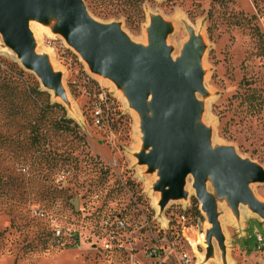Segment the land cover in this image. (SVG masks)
Segmentation results:
<instances>
[{"label": "rangeland", "instance_id": "obj_1", "mask_svg": "<svg viewBox=\"0 0 264 264\" xmlns=\"http://www.w3.org/2000/svg\"><path fill=\"white\" fill-rule=\"evenodd\" d=\"M82 1L98 26L117 25L144 49L152 18L162 16L174 61L193 31L204 49L196 127L210 132L213 153L231 151L264 170V0H146L142 13L117 0ZM24 23L69 102L53 96L0 30V264H181L188 253L198 264H264V241L256 246L264 217L243 203L233 211L210 173L225 254L208 239L192 174L186 198L160 208V169L144 162L154 148L128 83L92 71L52 8L31 9ZM247 186L264 207V182Z\"/></svg>", "mask_w": 264, "mask_h": 264}, {"label": "water", "instance_id": "obj_2", "mask_svg": "<svg viewBox=\"0 0 264 264\" xmlns=\"http://www.w3.org/2000/svg\"><path fill=\"white\" fill-rule=\"evenodd\" d=\"M46 7L63 17L62 32L70 45L90 64L94 72L128 83V94L134 109L145 113L148 96L153 89L154 118L143 116L149 132L147 141L154 151L145 158L151 168L160 169V190L163 209L173 200L186 198L184 191L189 174L194 176L196 197L207 214L212 230L223 254L224 237L218 223L217 201L206 189L207 173L218 182V195L228 199L233 211L240 203L264 217V207L249 190V181L264 182V170L242 161L231 151L213 153L209 149L210 132L196 127L200 105L195 99L202 90V57L200 38L190 30V41L181 57L173 60L166 45L172 27L161 18H152L149 30L150 47L135 46L119 31L117 25L98 26L86 13L82 0H0V30L21 58L39 75L42 84L54 90L55 96L65 100L62 77L54 74L34 52L29 41L24 15L31 9L44 14ZM148 134V133H147ZM213 247L208 250V257Z\"/></svg>", "mask_w": 264, "mask_h": 264}, {"label": "bare ground", "instance_id": "obj_3", "mask_svg": "<svg viewBox=\"0 0 264 264\" xmlns=\"http://www.w3.org/2000/svg\"><path fill=\"white\" fill-rule=\"evenodd\" d=\"M174 54H176V53H174ZM175 60H177V58ZM50 91H51V93L53 95L55 94L54 90H50ZM152 92L154 93L153 89H151V92H150V94L148 96V100H147V107L148 108H147V110H146V112L144 114L141 113L140 111L134 109L136 115H138L139 117L146 116V117H148L150 119L154 118V113H153V110H152V101H153V93ZM153 201H154V203H156L157 199L154 198ZM204 239H205V235L204 234H200L199 239L198 240L196 239V243L192 242V246H197L198 244L203 243Z\"/></svg>", "mask_w": 264, "mask_h": 264}, {"label": "trees", "instance_id": "obj_4", "mask_svg": "<svg viewBox=\"0 0 264 264\" xmlns=\"http://www.w3.org/2000/svg\"><path fill=\"white\" fill-rule=\"evenodd\" d=\"M120 5H123L126 9L129 8V9H137L138 8V11L142 13V7H143V4L145 3L146 0H124L125 3L122 2V0H117ZM55 106H60L62 107L60 104H55ZM63 108V107H62ZM64 109V108H63ZM64 126H70L73 121L70 120V119H66L64 120ZM197 216L200 217V212L197 211ZM258 245V242H257V239H256V246Z\"/></svg>", "mask_w": 264, "mask_h": 264}, {"label": "built area", "instance_id": "obj_5", "mask_svg": "<svg viewBox=\"0 0 264 264\" xmlns=\"http://www.w3.org/2000/svg\"><path fill=\"white\" fill-rule=\"evenodd\" d=\"M264 241V238H262L261 236L257 237V242H258V246ZM260 243V244H259ZM180 262L181 264H193V260L192 257L190 256V254H184L181 258H180Z\"/></svg>", "mask_w": 264, "mask_h": 264}, {"label": "crops", "instance_id": "obj_6", "mask_svg": "<svg viewBox=\"0 0 264 264\" xmlns=\"http://www.w3.org/2000/svg\"><path fill=\"white\" fill-rule=\"evenodd\" d=\"M157 17H159V18H161L162 20H164V18L162 17V16H160V15H156ZM63 86V85H62ZM63 89H64V87H63ZM64 91H65V100H63L62 98H60V97H56L55 96V94L53 95L54 97H56L57 99H59V100H62V101H64V102H69V99H68V94L66 93V90L64 89ZM192 246V245H191ZM198 246V245H197ZM196 246V247H197ZM193 247V246H192ZM194 248V247H193ZM195 249V248H194ZM190 254V253H189ZM190 256L192 257V260H193V264H198V262H195L194 261V258H196V257H194V256H192L191 254H190Z\"/></svg>", "mask_w": 264, "mask_h": 264}]
</instances>
